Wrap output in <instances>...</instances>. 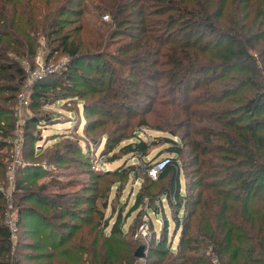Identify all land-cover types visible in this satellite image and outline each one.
I'll return each instance as SVG.
<instances>
[{"label":"trees","instance_id":"1","mask_svg":"<svg viewBox=\"0 0 264 264\" xmlns=\"http://www.w3.org/2000/svg\"><path fill=\"white\" fill-rule=\"evenodd\" d=\"M91 8L98 16L109 13L120 29L116 35L127 38L117 53L107 56L98 51L102 28L101 33L91 23L86 24L91 29L77 23L89 22L86 13H93ZM126 25L139 33L121 32ZM40 34L46 36L52 53L61 52L68 60L64 71L38 80L32 106H38L50 89L59 87L64 90L61 95H68L76 89L70 83L91 82L84 67L94 64L106 83L101 88L104 91L107 85L110 97V102L103 99L105 115H137L143 105V118L131 133H118L110 144L112 150L118 146L123 154L142 160L135 180L139 186L129 191L134 199L124 215L125 219L137 210L138 219L135 226L123 227L120 209L108 231L99 195L69 194L60 190L66 188L62 183L52 190L48 182L33 188V183L25 185L22 175L39 174L42 167L20 168L14 191L18 224L20 230L35 231L37 238L23 242L21 234L13 244L5 222L7 201L0 189V264H29L27 255L30 260L44 259L39 264H135V251L145 242L133 233L142 222L147 196L153 210L160 200L164 215L159 234L152 222L153 238L145 244L147 264H213L208 249L222 264H264V0H0L2 182L9 155L2 149H10L6 138L13 133L14 107L26 79L22 61L38 52ZM131 84L155 86L157 92L149 96ZM142 96L150 102L144 103ZM40 117L35 113L28 124ZM140 126L162 134L148 140L137 131ZM161 143L164 146L147 159L151 146ZM57 149L47 152L50 159ZM163 157L169 162L158 179L151 178L148 168ZM158 183L162 186L157 192L153 187ZM108 198L102 207L109 206ZM32 201L34 205L27 204ZM84 202L92 203L96 215L84 218ZM39 206L49 211H40ZM166 208L175 223L172 236L180 230L176 244L170 238ZM20 246L46 252H23V257Z\"/></svg>","mask_w":264,"mask_h":264},{"label":"rangeland","instance_id":"2","mask_svg":"<svg viewBox=\"0 0 264 264\" xmlns=\"http://www.w3.org/2000/svg\"><path fill=\"white\" fill-rule=\"evenodd\" d=\"M82 3L86 4L83 1ZM93 10L92 8L90 9V12L92 11L93 13H86L89 22L78 21L77 23L85 24V26H87V23H91V25L95 26V29L100 31V28H102L104 30V36L102 35V41L98 51L100 53H107V56H109V52L112 54L117 53L118 46L127 38L123 37L121 33L116 35V32L120 29L118 30L115 23L112 22V16L109 13L104 12L98 16L97 12ZM68 16L73 17L74 14H68ZM87 27L91 29L90 26ZM121 32L139 33L138 29L133 25L124 26ZM40 37L41 45L38 52L33 58H25L22 61L26 68V79L21 85L14 107L15 121L13 133L6 138L7 142L10 143V149H7L8 147L2 149L4 151L9 150V155L5 159L7 161L6 178L3 182L0 181V189L4 195L6 193L11 194L12 202L16 206L18 198L14 191L16 190V178L19 176L16 173L17 170L26 168L27 166L42 167L39 174H37L38 172L25 171L22 175L25 185L33 183V188H39L42 183L48 182L52 185L49 187V190H52L54 186L62 183L66 188L60 190H66L69 194L83 193L92 197L99 195L97 199L98 207L103 212L102 222L108 231L114 224L120 209L122 210L123 227L135 226L138 219L136 214L137 210L125 219L124 215L127 214L134 199V194L128 196L129 191L133 190L135 192V189L139 186L140 181L137 183L135 180L139 173L137 167H140L142 160L133 156L131 153L123 154L118 146H115L114 148L116 149L112 150L113 148L110 144H112V140L118 133H131L139 120L143 118V105H140L137 115L119 113H116L115 116L105 115L103 99L106 98L107 102H110L108 101L110 97L107 93V85H105L104 91L101 88L106 83H102L101 77L95 72L94 64L93 66L86 65L84 67L88 78H92L91 82L88 79L87 83L84 81H79L76 84L70 83L75 85L74 88L76 89L74 93L68 95H61L64 94V90H61L59 87H55L54 90L50 89L48 95L41 99L42 102L38 106H32L34 104L32 92L38 80H43L44 78L49 80L48 78L54 76V73L64 71L68 60V56L61 52L55 53L54 51L52 53L51 47L47 45L46 36L40 34ZM253 54L259 58L256 51H253ZM142 72L140 71L138 75H141ZM98 78L101 79L102 84ZM151 83L156 84L158 81H152ZM131 86L136 91L138 88L145 90L149 96L157 92L155 86L143 85L137 87L134 84H131ZM192 87H194L193 83ZM133 97L137 98L136 95H133ZM140 98L146 104L150 102L148 96H142ZM35 113L43 117L47 116V119L44 120L43 117H40L42 120L28 124V120ZM116 116L120 117L116 118ZM142 128L147 127L140 126L137 130L139 134L151 141L154 140L155 135L162 134V132L156 129L148 127L147 130H142ZM26 133L28 134L27 138ZM17 137L19 141H16ZM109 139L111 140L110 143H104ZM123 141L126 142L127 139ZM163 144L152 145L147 159L154 153H157V150L164 146ZM54 148H58L56 150L57 152H54L50 159L47 152ZM16 151L18 154H16ZM29 152H32L33 155H27ZM98 162L99 167L97 166ZM10 164H13L12 168L9 167ZM133 165L136 168L130 169ZM146 182L149 184L148 181ZM161 186L162 183H158L154 185L153 190L158 192ZM107 196L109 197V206L102 207V202L106 200ZM146 199H149V197L147 196ZM27 204L34 205L33 201ZM91 204V202H84L81 205L83 206L82 215L84 218L96 215L91 209ZM114 205L116 206L115 212L112 209ZM38 210L45 211L48 209L44 206H39ZM166 215L170 221V238H173L174 243H177L180 237V230L177 231L174 237L172 236L175 223L172 220L169 208H166ZM153 217L154 219L156 218L155 215ZM159 217L163 218L164 223L163 213ZM27 218V216H24V221ZM68 218H71L70 222H78V219L75 217ZM156 228L160 233L159 228H161V224L156 223ZM34 233L35 231L32 229L26 230L22 227L20 230L19 228L13 237V244L17 245L21 234L23 242L32 241L34 238H37ZM28 237L29 239H26ZM20 252L22 254L23 252L25 254H31L30 252H33V254H42V252L46 251L44 249L27 250L24 246H20ZM25 254H23V257L26 256ZM19 257L21 256L17 255V258ZM43 260H30L28 255L25 258V261L29 264H39ZM145 261L141 257H138L135 264H141Z\"/></svg>","mask_w":264,"mask_h":264},{"label":"built area","instance_id":"3","mask_svg":"<svg viewBox=\"0 0 264 264\" xmlns=\"http://www.w3.org/2000/svg\"><path fill=\"white\" fill-rule=\"evenodd\" d=\"M16 141H19L18 137L16 138ZM16 154H18L17 151H16ZM168 162H169V157H163L153 162V164L148 168L149 176L153 179H158L161 170L166 166ZM12 166L13 164H10L9 167L12 168ZM97 166L99 167V162ZM5 198L7 201L5 222L11 229L13 237H14L19 228V224H18L19 223V209L16 208V206H14L12 199H11V194L6 193ZM161 200L167 201L165 196H162ZM158 202H160V200ZM158 202H157V206L155 210L151 208V205L148 202V199H146L142 204V208L144 209V212L142 215V222L137 227V229L134 231V237L141 238L142 240H144L145 244L149 243L150 240L153 238L154 230L152 229V222L155 224V226H156V223H158L159 225L161 224V228L163 225V220H162L163 218L159 217L161 213H160V206ZM154 215L156 216L155 219L153 217ZM161 228H159V230H161ZM157 232L159 234L158 230ZM206 253L213 264H222L220 258L211 249H208ZM142 259L146 260V257H143ZM141 264H147V263L143 262Z\"/></svg>","mask_w":264,"mask_h":264},{"label":"water","instance_id":"4","mask_svg":"<svg viewBox=\"0 0 264 264\" xmlns=\"http://www.w3.org/2000/svg\"><path fill=\"white\" fill-rule=\"evenodd\" d=\"M135 256L136 257H146V245L145 244H141L137 250L135 251Z\"/></svg>","mask_w":264,"mask_h":264},{"label":"crops","instance_id":"5","mask_svg":"<svg viewBox=\"0 0 264 264\" xmlns=\"http://www.w3.org/2000/svg\"><path fill=\"white\" fill-rule=\"evenodd\" d=\"M176 244V243H175Z\"/></svg>","mask_w":264,"mask_h":264}]
</instances>
